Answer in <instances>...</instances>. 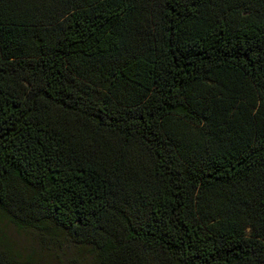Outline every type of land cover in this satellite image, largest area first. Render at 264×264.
Returning a JSON list of instances; mask_svg holds the SVG:
<instances>
[{
    "label": "trees",
    "instance_id": "trees-1",
    "mask_svg": "<svg viewBox=\"0 0 264 264\" xmlns=\"http://www.w3.org/2000/svg\"><path fill=\"white\" fill-rule=\"evenodd\" d=\"M93 264H264V0H0L1 223Z\"/></svg>",
    "mask_w": 264,
    "mask_h": 264
},
{
    "label": "rangeland",
    "instance_id": "rangeland-1",
    "mask_svg": "<svg viewBox=\"0 0 264 264\" xmlns=\"http://www.w3.org/2000/svg\"><path fill=\"white\" fill-rule=\"evenodd\" d=\"M3 231L14 248L22 254L33 253L44 264H93L87 249L74 244L63 230L46 223V229L38 231L1 223Z\"/></svg>",
    "mask_w": 264,
    "mask_h": 264
}]
</instances>
